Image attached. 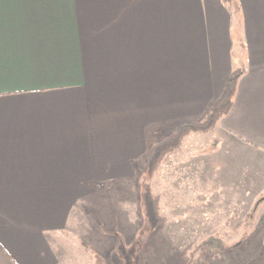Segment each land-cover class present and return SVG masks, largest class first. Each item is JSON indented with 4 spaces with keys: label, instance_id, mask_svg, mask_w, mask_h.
Segmentation results:
<instances>
[{
    "label": "crops",
    "instance_id": "0c3cea01",
    "mask_svg": "<svg viewBox=\"0 0 264 264\" xmlns=\"http://www.w3.org/2000/svg\"><path fill=\"white\" fill-rule=\"evenodd\" d=\"M240 69L220 138L196 145L213 200L264 196V0H0V264H125L104 224L88 237L104 185L134 180L150 129L198 119ZM251 241L233 264H264V232Z\"/></svg>",
    "mask_w": 264,
    "mask_h": 264
},
{
    "label": "rangeland",
    "instance_id": "374dc122",
    "mask_svg": "<svg viewBox=\"0 0 264 264\" xmlns=\"http://www.w3.org/2000/svg\"><path fill=\"white\" fill-rule=\"evenodd\" d=\"M205 113L196 120L174 121L171 128L158 126L150 129L146 136L148 148L151 137L161 139L180 123L201 120ZM216 127L207 133L188 134L177 149L160 159L153 174L148 173L145 161L134 180L104 185L99 199L104 209L100 214L89 216L87 221L92 222L94 228L92 234L88 232V237L96 240L103 224L109 229L110 263L117 262L115 257L118 254L125 258V264H233L230 260H242L248 253L245 245L264 232V196L248 199L243 187H238L235 193L221 185L218 198H208L206 187L212 185L203 183L197 164L202 149L196 145L219 139L221 135L214 132ZM237 152L236 158L245 163L244 155H241L244 152ZM260 161L259 157H251L252 169L264 174V162ZM146 191L158 198L163 219L155 230L151 229L146 215ZM250 202V210H239L241 204L246 203L248 208ZM106 204L108 210L105 209ZM234 207L238 210H229ZM255 232L256 235L250 239ZM98 238L101 239L100 235ZM212 239H222L229 250L221 254L206 246ZM97 247L104 254L105 248Z\"/></svg>",
    "mask_w": 264,
    "mask_h": 264
},
{
    "label": "trees",
    "instance_id": "16d2710c",
    "mask_svg": "<svg viewBox=\"0 0 264 264\" xmlns=\"http://www.w3.org/2000/svg\"><path fill=\"white\" fill-rule=\"evenodd\" d=\"M244 73L245 70L240 69L234 71L229 76L221 98L208 107V110L201 120L182 122L177 125L170 134L162 137L161 139H156L155 136L150 138L146 159V169L150 175L153 174L160 159L167 152L177 149L181 145L184 137L190 133H207L212 131L218 122L230 113L234 105L238 82ZM145 205L146 215L151 225V229L155 230L162 224L163 219L160 215L158 198L152 195L150 191H146ZM262 222H264V216L262 218ZM255 235L256 232L250 239H252ZM206 246L216 249L221 254H225L229 250V248L224 246L222 239L209 240L206 243Z\"/></svg>",
    "mask_w": 264,
    "mask_h": 264
}]
</instances>
